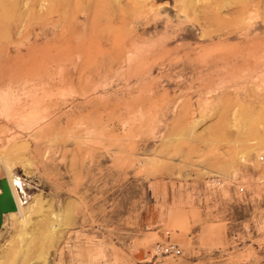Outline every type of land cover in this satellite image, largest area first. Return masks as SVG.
<instances>
[{"label": "rangeland", "instance_id": "374dc122", "mask_svg": "<svg viewBox=\"0 0 264 264\" xmlns=\"http://www.w3.org/2000/svg\"><path fill=\"white\" fill-rule=\"evenodd\" d=\"M2 181L0 264H264V0H0Z\"/></svg>", "mask_w": 264, "mask_h": 264}, {"label": "water", "instance_id": "95a60500", "mask_svg": "<svg viewBox=\"0 0 264 264\" xmlns=\"http://www.w3.org/2000/svg\"><path fill=\"white\" fill-rule=\"evenodd\" d=\"M16 210H18V205L12 192L11 185L6 181H2L0 191V228L3 224L4 215Z\"/></svg>", "mask_w": 264, "mask_h": 264}, {"label": "built area", "instance_id": "2783aa9c", "mask_svg": "<svg viewBox=\"0 0 264 264\" xmlns=\"http://www.w3.org/2000/svg\"><path fill=\"white\" fill-rule=\"evenodd\" d=\"M165 251L166 252H175V253L181 252L180 248H178L176 244H171V245L167 246Z\"/></svg>", "mask_w": 264, "mask_h": 264}, {"label": "bare ground", "instance_id": "6f19581e", "mask_svg": "<svg viewBox=\"0 0 264 264\" xmlns=\"http://www.w3.org/2000/svg\"><path fill=\"white\" fill-rule=\"evenodd\" d=\"M13 192V191H12Z\"/></svg>", "mask_w": 264, "mask_h": 264}]
</instances>
